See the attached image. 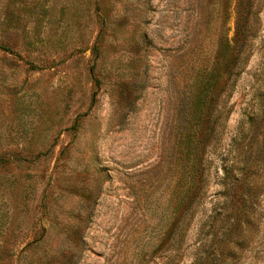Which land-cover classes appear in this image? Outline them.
<instances>
[{
	"label": "rangeland",
	"instance_id": "obj_1",
	"mask_svg": "<svg viewBox=\"0 0 264 264\" xmlns=\"http://www.w3.org/2000/svg\"><path fill=\"white\" fill-rule=\"evenodd\" d=\"M0 264H264V0H0Z\"/></svg>",
	"mask_w": 264,
	"mask_h": 264
}]
</instances>
